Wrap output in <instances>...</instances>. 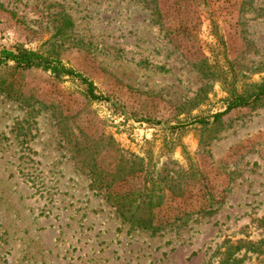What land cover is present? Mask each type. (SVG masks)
<instances>
[{
	"label": "rangeland",
	"instance_id": "374dc122",
	"mask_svg": "<svg viewBox=\"0 0 264 264\" xmlns=\"http://www.w3.org/2000/svg\"><path fill=\"white\" fill-rule=\"evenodd\" d=\"M0 30L110 98L0 64V264H263L264 104L194 120L264 78V0H0ZM130 153L180 183L169 222L139 227L89 186L88 154Z\"/></svg>",
	"mask_w": 264,
	"mask_h": 264
},
{
	"label": "trees",
	"instance_id": "16d2710c",
	"mask_svg": "<svg viewBox=\"0 0 264 264\" xmlns=\"http://www.w3.org/2000/svg\"><path fill=\"white\" fill-rule=\"evenodd\" d=\"M63 18V26L72 25L69 18ZM7 61H11L16 68L20 69L40 67L55 76L69 75L78 78L85 86L84 93L87 98L95 101L110 99L107 95L96 91L91 79L73 68L66 67L58 58H51L35 50L22 47L16 50L1 47L0 64ZM227 90L229 96L224 109L213 113L210 116L212 120L209 117H202L196 118L194 121L200 123L216 121L232 108L254 109L264 104V78L253 84L248 90L237 91L232 82L228 84ZM120 155L119 161L111 167L100 165L96 156L88 154V157L86 156L87 158L85 157L86 159L82 161V166L87 168L91 177L89 186L95 190L105 191V201L121 217L139 227L154 228L161 225L163 221L169 222L170 217L164 216L165 214L158 216L160 211H156V209L161 208L164 204L167 194L173 197L182 195V187L177 178L161 176L158 172L153 173L152 170H149L148 162L142 156L130 153L126 158L124 155ZM213 201L211 199L209 206L204 210L213 211L211 206ZM242 246H246V250L257 248L249 241L244 244L229 243L227 245L228 252L224 255L237 252Z\"/></svg>",
	"mask_w": 264,
	"mask_h": 264
},
{
	"label": "built area",
	"instance_id": "2783aa9c",
	"mask_svg": "<svg viewBox=\"0 0 264 264\" xmlns=\"http://www.w3.org/2000/svg\"><path fill=\"white\" fill-rule=\"evenodd\" d=\"M0 42H1V30H0Z\"/></svg>",
	"mask_w": 264,
	"mask_h": 264
}]
</instances>
